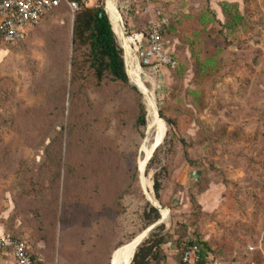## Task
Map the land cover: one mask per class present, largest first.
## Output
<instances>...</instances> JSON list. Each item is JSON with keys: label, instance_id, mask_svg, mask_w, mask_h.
<instances>
[{"label": "rangeland", "instance_id": "rangeland-1", "mask_svg": "<svg viewBox=\"0 0 264 264\" xmlns=\"http://www.w3.org/2000/svg\"><path fill=\"white\" fill-rule=\"evenodd\" d=\"M109 1L84 4L106 7ZM112 1L127 37L147 29L150 16L136 13L128 0ZM186 1L197 9L203 3ZM182 2L164 7V14L177 24L163 34L178 61L175 69L142 68L132 43L159 115L176 122L171 127L161 117L164 140L147 161L143 145L154 140L156 131L149 129L148 104L129 64L130 84L111 82L109 98L93 90L91 83L82 84L91 99L105 106L98 125L86 136L71 133L70 110L75 106L70 105L69 94L63 95L73 55L64 47L72 39L71 8L49 14L21 43L0 38V225L5 234L42 252L46 264H113L120 248L152 226L145 228L142 217L148 205H154L148 193L168 210L157 226L165 225L162 233L173 235L169 240L208 242L222 257L242 261L252 256L246 253L250 245L264 250V0H246L242 8L246 21L239 30L215 23L210 37L189 28ZM218 17L225 22L222 13ZM206 46L216 56L211 69L199 70L196 57L205 60ZM218 47L221 51L216 53ZM75 104L78 118L87 122L91 112L80 101ZM142 107L145 126L138 122ZM27 108L33 110L18 116L19 109ZM62 109L63 117L57 115ZM93 135L99 143L89 155L82 145ZM99 147L107 150L106 159L98 164L104 174L92 175L84 185L82 174L92 170ZM67 154L78 168L70 175ZM157 177L162 183L160 200L154 191ZM68 182L74 183L73 193ZM193 196L199 208L193 206ZM69 198L74 201L66 203ZM46 238H54V248ZM163 249L165 264H180L175 249L167 245ZM98 258L100 262L95 261Z\"/></svg>", "mask_w": 264, "mask_h": 264}, {"label": "trees", "instance_id": "trees-1", "mask_svg": "<svg viewBox=\"0 0 264 264\" xmlns=\"http://www.w3.org/2000/svg\"><path fill=\"white\" fill-rule=\"evenodd\" d=\"M203 3L201 8L197 9L196 7H191L190 12L185 14L187 19V23L190 25V29L196 35H202L201 32H206L208 37H210V33L208 31L211 29L215 23H219L224 27L226 30L236 31L239 30L246 21V16L243 11L240 9V5L238 3H230V2H221L220 7L222 9V13L225 17V22H222L221 19L218 17L217 11L212 7L211 0H202ZM72 2L79 3V8L73 10L71 7ZM85 0H63L61 4L51 11H49L43 20L49 15L54 14L55 12L64 11L67 9H72L74 11V24H73V32H72V39L70 41V45L64 43V47L66 44V48L72 51L73 55L70 60V80L68 79L64 86V97L67 94L70 95V105L75 106L70 110V118H71V133L76 131H81L85 136L87 135L88 130L91 127H96L101 119V112L100 110L104 109V104L100 101H96L91 99L87 93L83 91V83H91L93 86V90L98 93H101L104 98H109L107 87L110 85L111 82L118 84V85H129L130 84V77L127 72L125 57H124V49L121 44L118 42L116 34L113 30L112 24L110 22L109 16L105 11L104 6H96V7H89L84 4ZM246 3V0H245ZM142 15V14H141ZM144 16V15H143ZM42 22V21H41ZM40 24V23H39ZM176 23L169 20V24L164 28V32L169 30L172 31L175 29ZM38 25V24H37ZM187 25V24H184ZM211 31V30H210ZM215 31V30H212ZM146 32V30L141 31ZM163 32V34H164ZM223 33V30L220 32ZM26 40V39H25ZM23 42V41H21ZM18 42V43H21ZM62 42V41H61ZM192 41L191 43H193ZM15 43V44H18ZM72 49H71V48ZM216 53L221 51V48H216ZM193 52V50H192ZM205 60H201L200 55L197 54V66L199 70L211 69V63L214 60L216 55L211 54V48L206 46L205 48ZM175 69V68H174ZM69 81V82H68ZM68 83V84H67ZM67 85L69 88L67 89ZM133 89L138 91L136 85H132ZM74 100L80 101L81 105L88 109L91 112L90 118H88L87 122L83 123L81 119L78 117V105H74ZM32 108H27L25 110L19 109L17 111L18 116H22V112L24 111H31ZM62 111V112H61ZM57 113V115L65 114L63 109ZM142 113L138 118V122L140 126L146 125V115L144 108L142 107ZM35 115L39 114L37 111H34ZM51 115H54V112H50ZM54 117V116H53ZM51 117V118H53ZM58 117V116H57ZM161 117L165 118L164 114L161 112ZM57 119L54 117V120ZM166 122L171 126L174 127L176 122L172 119L165 118ZM62 126L65 125V120L60 122ZM98 139H95V135L88 136L87 142L82 145L89 155H92L94 146L98 145ZM79 146V145H78ZM81 146V145H80ZM79 146V148H80ZM58 153V152H55ZM107 150L100 149L96 151V162L91 164L90 172H85L84 175V185H87L88 182L91 180L92 175L96 174L101 176L104 174L102 166L98 165L106 159ZM71 155H66V169L70 174H74L78 171L76 163L71 161ZM60 160L61 155H60ZM56 159V158H55ZM98 162V163H97ZM70 185L69 188L74 184L73 182H68ZM72 184V185H71ZM161 188L162 183L161 180L157 177L154 179V191L156 198L160 200L161 198ZM71 192L73 190L71 188ZM73 196V194H72ZM66 203H72L73 199L66 200ZM192 204L195 208L200 207V203L198 202L195 196L192 197ZM57 209V208H56ZM59 209V207H58ZM62 213V212H61ZM57 215L58 212H57ZM143 220L145 221V228L153 225L161 218V213L159 209L149 204L148 208H146L143 212ZM165 230V225H159L155 228L153 232H151L150 236L136 249L134 253V259L132 264H165V260L168 258L164 257V249L163 246L167 245L169 238L172 239L173 235L169 232L163 234L162 232ZM10 235V234H9ZM13 236V235H11ZM15 237V236H13ZM49 237V236H48ZM47 237V238H48ZM16 238V237H15ZM46 238V239H47ZM18 239V238H17ZM22 240V239H20ZM24 241V240H22ZM47 244L53 243L51 248H54V238L47 239ZM174 245L172 249H175L180 255V264H182V254L184 249L189 244H196L198 245L204 254L212 253L217 258H222L228 261H240L242 264H251V262H255L256 264H262L264 261V254L263 251H254L250 252L252 256L250 258H246L244 261L239 260L237 258L227 259L222 257L216 250H214L208 242H200V241H190L188 243H181L180 240L177 242L173 241ZM125 243H118L116 247H111L112 253L120 246L124 245ZM62 250V248H61ZM63 251V250H62ZM256 252V253H255ZM33 255L42 254L44 258L43 264H46L45 255L42 252H35L31 250ZM63 252H61V255ZM247 254V255H249ZM50 255V254H49ZM112 258V257H111ZM99 258L96 259V262H100Z\"/></svg>", "mask_w": 264, "mask_h": 264}, {"label": "built area", "instance_id": "built-area-1", "mask_svg": "<svg viewBox=\"0 0 264 264\" xmlns=\"http://www.w3.org/2000/svg\"><path fill=\"white\" fill-rule=\"evenodd\" d=\"M63 0H0V38L7 43L15 44L24 41L34 26L39 24L46 14L59 6ZM130 7L136 13L150 16L146 32L133 34V45L138 56L139 64L143 67L160 70L174 69L178 66L175 56L166 47L163 32L169 24V18L153 5L156 0H128ZM73 10L79 8V3L72 2ZM154 9V10H153ZM125 62L128 70L126 49ZM169 241L167 247H172ZM256 250L250 245L247 254ZM263 254H264V250ZM0 252L6 256L2 264H43L42 254L33 255L26 241L17 239L9 234H0ZM182 264H242L240 261H228L215 257L212 253L204 254L196 244H189L182 254ZM251 264H256L251 262ZM264 264V261L263 263Z\"/></svg>", "mask_w": 264, "mask_h": 264}, {"label": "bare ground", "instance_id": "bare-ground-1", "mask_svg": "<svg viewBox=\"0 0 264 264\" xmlns=\"http://www.w3.org/2000/svg\"><path fill=\"white\" fill-rule=\"evenodd\" d=\"M106 9L110 16L113 30L115 31L117 36L123 41L124 47L126 49V56H127V60L129 64V69L131 71L133 80L135 84L141 89L142 93L145 95V98L148 104L149 116L151 117V120L149 123V129L150 130L155 129L156 131L154 140L152 139L153 141L149 143L147 139L143 145L145 159L147 161V159H149L151 154L153 153V150L156 144L161 142L163 139L164 131H165V122L163 121V119L158 113L154 92L151 89L147 88L143 82V79L141 76L142 69L140 65L138 64L137 56L132 48L133 38L127 37L122 31L119 25L117 11H116L115 5L112 0L107 2ZM143 172H144V166L141 167L142 176H143ZM142 184H143L144 189L146 190V186H145L146 184H145L144 177L142 179ZM148 195L152 201H157L149 193ZM161 213L163 217H167L168 210L166 208H162ZM145 233L146 231L144 230L136 239L132 240L131 242H129L128 244L120 248L114 256L113 264H130L133 259L132 257H134L133 254L134 252H136L137 244L144 238Z\"/></svg>", "mask_w": 264, "mask_h": 264}, {"label": "crops", "instance_id": "crops-1", "mask_svg": "<svg viewBox=\"0 0 264 264\" xmlns=\"http://www.w3.org/2000/svg\"><path fill=\"white\" fill-rule=\"evenodd\" d=\"M175 1L176 0H156L155 3H154V5H153L155 7V9H156V11H155L154 14L156 15L157 10L162 11L164 13V11H165L164 7H166L165 5H166V3L168 4V2H171L172 3L171 6L174 7L175 6ZM179 1H182V0H179ZM221 2L238 3L240 5V9L241 10L245 6V0H211V4L213 5V7H215L214 6L215 4H217V7H219V9H217L215 7L217 13H222V9L220 7V3ZM182 3H183L182 5H184V7H185L184 12L186 14L189 13L190 12V8L192 6H190L189 2H187L186 0H183ZM3 233L5 234V229L0 225V234H3ZM5 257L6 256L4 255V253L3 252L2 253L0 252V264L3 263V261H4L3 258H5Z\"/></svg>", "mask_w": 264, "mask_h": 264}, {"label": "water", "instance_id": "water-1", "mask_svg": "<svg viewBox=\"0 0 264 264\" xmlns=\"http://www.w3.org/2000/svg\"><path fill=\"white\" fill-rule=\"evenodd\" d=\"M105 11H106V13L108 14V11H107L106 7H105ZM108 16H109V14H108ZM109 19H110V16H109ZM110 22H111V19H110ZM111 24H112V23H111ZM112 27H113V26H112ZM114 32H115V31H114ZM115 34H116V33H115ZM129 77H130V76H129ZM165 135H166V134H165ZM163 140H164V138H163ZM163 140H162V141H163ZM162 141L159 142L158 144H156V146L154 147L153 152L156 151V149H157L158 146L162 143ZM200 175H201V171H198V172H197V179H199ZM151 201H152V200H151ZM152 203H153L158 209H160V211H161V209L163 208V207L158 203V201H152ZM162 218H163V215H162V217H161L156 223H154L151 227H149L148 229L145 230V231H146L145 236H144V238H143V239L137 244V248H138L139 245L142 244V242H143L144 239L148 236V234L150 233V231H151L154 227H156V226L162 221ZM134 256H135V255H134ZM133 259H134V257H133ZM133 259H132V261H131L130 264H132Z\"/></svg>", "mask_w": 264, "mask_h": 264}]
</instances>
